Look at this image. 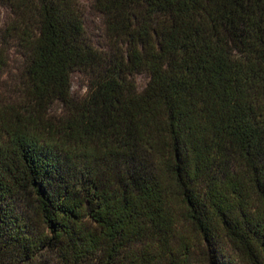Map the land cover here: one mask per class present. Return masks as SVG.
<instances>
[{
  "label": "trees",
  "instance_id": "16d2710c",
  "mask_svg": "<svg viewBox=\"0 0 264 264\" xmlns=\"http://www.w3.org/2000/svg\"><path fill=\"white\" fill-rule=\"evenodd\" d=\"M0 7V264H264V0Z\"/></svg>",
  "mask_w": 264,
  "mask_h": 264
},
{
  "label": "rangeland",
  "instance_id": "374dc122",
  "mask_svg": "<svg viewBox=\"0 0 264 264\" xmlns=\"http://www.w3.org/2000/svg\"><path fill=\"white\" fill-rule=\"evenodd\" d=\"M7 12L4 8L0 7V30L6 21ZM85 26L88 37L97 45H104L102 24L99 16L91 12L90 9L86 8V19ZM138 81L141 85L146 83L145 76L138 77ZM73 88L72 91L76 96H79L86 92L85 80L83 74L75 72L72 77Z\"/></svg>",
  "mask_w": 264,
  "mask_h": 264
}]
</instances>
